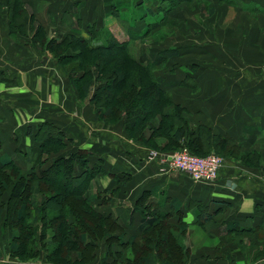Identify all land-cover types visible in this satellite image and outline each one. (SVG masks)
Listing matches in <instances>:
<instances>
[{
	"label": "crops",
	"instance_id": "obj_1",
	"mask_svg": "<svg viewBox=\"0 0 264 264\" xmlns=\"http://www.w3.org/2000/svg\"><path fill=\"white\" fill-rule=\"evenodd\" d=\"M21 1L48 37L72 33L87 38L89 29L96 43L126 42L131 55L145 63L164 49L175 50L177 56L156 69L155 76L174 103L186 109L189 126L209 127L214 135L228 136L240 153L264 158V0H193L171 10L158 9V0ZM8 22L5 6L0 12V155L11 157L23 175L27 163L36 164L40 154L27 129L37 122L53 124L70 142L48 160L81 148L90 152V163L99 164L106 174L91 182L88 194L114 190L108 203L95 204L116 218L125 241L140 235L146 223L136 208L144 194V204L150 205L145 219L154 218L155 212L171 213L173 223L181 217L188 228L184 242L197 252L209 248L215 232L226 238L228 223L255 228L264 242V164L251 168L224 158L218 178L207 183L149 160L150 151L133 143L121 122L107 126L98 120L48 53L10 35ZM244 68L251 79L241 77ZM200 208L212 214L209 221H200ZM3 217L4 211L0 264H51L42 253L27 262L11 259L12 233L3 227ZM197 228L205 235L194 241ZM96 245L93 260L86 264H122L127 255L124 251L118 257L122 248L115 242L100 240ZM237 251L226 260L204 251L191 253L186 264H252ZM254 264H264V258Z\"/></svg>",
	"mask_w": 264,
	"mask_h": 264
},
{
	"label": "trees",
	"instance_id": "obj_2",
	"mask_svg": "<svg viewBox=\"0 0 264 264\" xmlns=\"http://www.w3.org/2000/svg\"><path fill=\"white\" fill-rule=\"evenodd\" d=\"M162 1L167 5L161 10H171L193 0ZM5 6L9 34L48 53L98 120L107 126L121 122L133 143L164 154L185 148L194 156L214 153L239 160L246 167L260 166L259 154L240 158L239 149L228 136L214 135L203 125L189 126L186 109L174 103L155 76L158 67L177 56L175 50L164 49L157 59L145 63L131 55L126 42L96 43L89 29L87 38L72 33L48 37L21 0H0V12ZM63 21H67L65 15ZM36 131L40 154L47 158L70 142L53 124L42 123ZM159 139L163 140L160 144ZM90 155L81 148L65 157H54L48 166L40 165L36 171L29 168L25 175L11 157L0 155V214L4 211L3 227L12 233L9 257L27 262L42 253L51 264H86L93 260L98 241L105 240L122 248L119 258L126 251L122 264H186L191 257V249L184 242L187 225L181 217L177 223L171 222V213L155 212L154 218L146 220L150 205L144 204V194L136 208L146 223L140 235L124 240L116 218L100 212L95 204L97 200L101 205L108 203L114 190L88 194L91 182L106 174L99 164L89 166ZM199 213L201 222L212 218L205 209L200 208ZM225 227V235L252 232L236 223ZM234 245L243 248L241 240H234ZM108 255L101 257L102 263Z\"/></svg>",
	"mask_w": 264,
	"mask_h": 264
},
{
	"label": "rangeland",
	"instance_id": "obj_3",
	"mask_svg": "<svg viewBox=\"0 0 264 264\" xmlns=\"http://www.w3.org/2000/svg\"><path fill=\"white\" fill-rule=\"evenodd\" d=\"M159 1V7H158V9H162V8H165L166 7V5H167V2L165 1H162V0H158ZM129 10V14H133V12L130 10V9H128ZM25 42H27L28 44L30 43V41H28V40H25ZM131 47V46H130ZM253 52L252 51H249V53H247L248 55H251ZM43 54H45V53H43ZM160 67H158L157 69H159ZM223 70H225V72H228L230 75H232V71L231 70H229V69H227V68H223ZM242 71H241V74H243V75H241V77L243 78V79H247V80H249V79H251V76L249 75V76H247L246 75V70H245V68L244 69H241ZM156 71V70H155ZM234 73V72H233ZM262 85H264L263 83H262ZM252 86V85H251ZM249 87H248V85H247V88L246 89H248ZM255 88H257V90L258 91H260L261 89L259 88V86L258 87H255ZM39 122H37V123H32L31 125H33L32 126V128H29V129H27V132L31 135V137L33 138L32 139V141L34 142V145L36 146V145H38V143L39 142H37V140L35 139L36 138V130H37V125H39L38 124ZM40 124H42L41 122H40ZM35 126V127H34ZM162 139H159L158 141H157V143L158 144H160V143H162ZM36 149V148H35ZM183 149H185V148H182L181 150H183ZM181 150H179V151H181ZM179 151H176V152H179ZM37 152V151H36ZM40 153V152H39ZM32 154V153H31ZM30 153H28V155L30 156L31 155ZM209 154H214V153H209ZM258 154V153H257ZM216 155V154H215ZM240 158L242 157V156H248V155H246V154H243V153H240V152H238V154H237ZM263 155H261V154H259V160H260V164L262 163V164H264V158L262 157ZM50 157V156H49ZM48 157V158H49ZM220 157V156H219ZM47 157H46V155H41V154H39V158H38V162L36 163V164H31L30 165V163H27V169H29V168H31V166L33 165V166H35L36 168H35V171L37 170V169H39V167H40V165L41 166H43V167H45V166H48L49 165V160H47L48 159ZM222 158V157H221ZM28 160V159H27ZM222 160L224 161V159L222 158ZM89 166L91 167V166H94V164H91V163H89ZM22 171V170H21ZM181 174V173H180ZM183 174V173H182ZM183 175H186V174H183ZM187 176V175H186ZM68 187H72V186H68ZM67 187V188H68ZM9 192H7V193H5V195L6 194H8ZM4 195V196H5ZM6 198V197H5ZM16 212H17V210H16V208L15 209H13V211H12V213L15 215L16 214ZM249 229V228H248ZM251 229V233H242V234H240V235H233V234H230V235H227L226 236V238L224 237V239H219V237H218V235H219V232H215L216 233V235H214L216 238L214 239V240H212V242H209L208 243V246H209V248H207V247H205V246H202L201 248H199V250L200 251H196V249H194V248H191V247H189L190 249H191V253H193V254H202V251H204L203 253H206V254H208V253H210V255L209 256H211V255H214L213 257L215 258V260H219V259H227L226 257L227 256H229L230 258H231V252H232V250H238L237 252H241L243 255H247V257H248V262L249 263H252V264H254L256 261H259L260 259H262V258H264V242L263 241H261L260 239H262L261 237H263V236H261L260 235V232H258L255 228V230L253 229V228H250ZM254 231H255V234H254ZM191 235H193V234H191ZM204 232L201 230V229H199V228H197L196 229V231L194 232V237H193V240L195 241H197V239H199L200 240V237L202 238H204ZM234 240H241L242 241V246H243V248L242 249H236L237 247L233 244L234 243ZM195 243V242H194ZM234 245V248H231L232 246ZM227 252V253H226Z\"/></svg>",
	"mask_w": 264,
	"mask_h": 264
},
{
	"label": "built area",
	"instance_id": "obj_4",
	"mask_svg": "<svg viewBox=\"0 0 264 264\" xmlns=\"http://www.w3.org/2000/svg\"><path fill=\"white\" fill-rule=\"evenodd\" d=\"M149 160H156L168 170L186 174L192 181L210 183L218 178L223 166L221 157L209 154L205 157L194 156L183 149L174 153H160L150 151L147 155Z\"/></svg>",
	"mask_w": 264,
	"mask_h": 264
}]
</instances>
